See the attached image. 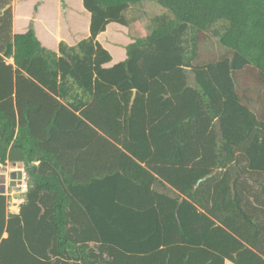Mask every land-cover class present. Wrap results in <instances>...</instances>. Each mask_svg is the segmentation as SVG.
<instances>
[{
  "label": "trees",
  "instance_id": "trees-1",
  "mask_svg": "<svg viewBox=\"0 0 264 264\" xmlns=\"http://www.w3.org/2000/svg\"><path fill=\"white\" fill-rule=\"evenodd\" d=\"M12 1L0 160L31 187L19 215L0 195V264H264V0H153L111 68L97 38L144 0H83L91 35L59 52L14 34Z\"/></svg>",
  "mask_w": 264,
  "mask_h": 264
},
{
  "label": "crops",
  "instance_id": "crops-1",
  "mask_svg": "<svg viewBox=\"0 0 264 264\" xmlns=\"http://www.w3.org/2000/svg\"><path fill=\"white\" fill-rule=\"evenodd\" d=\"M9 5V6H8ZM4 12L13 9L14 34L26 33L30 28L35 31L36 37L42 46L48 50L59 52L61 43L76 46L90 37L91 13L84 7L83 0H13ZM135 21L132 27L112 22L97 40L107 49L111 62L105 67L111 68L128 58L127 47L136 42L141 36L134 34L133 28L139 22V17L133 12ZM21 164L8 161L5 169L0 170V188L2 192L11 189L13 181L19 174L13 170L24 169ZM154 190L170 198H177L178 194L170 186L157 181ZM15 201V200H14ZM15 209V207H14ZM11 211L10 214L19 215ZM225 264H234L226 260Z\"/></svg>",
  "mask_w": 264,
  "mask_h": 264
},
{
  "label": "built area",
  "instance_id": "built-area-1",
  "mask_svg": "<svg viewBox=\"0 0 264 264\" xmlns=\"http://www.w3.org/2000/svg\"><path fill=\"white\" fill-rule=\"evenodd\" d=\"M4 169H5V164L0 160V170H4ZM13 171L14 173L19 174V177L13 181L10 190H6V192H2L0 188V195L5 196L9 199L11 211L14 210L20 214L22 206L26 203V198L30 191L31 175L29 171L25 168L19 170H13Z\"/></svg>",
  "mask_w": 264,
  "mask_h": 264
},
{
  "label": "rangeland",
  "instance_id": "rangeland-1",
  "mask_svg": "<svg viewBox=\"0 0 264 264\" xmlns=\"http://www.w3.org/2000/svg\"><path fill=\"white\" fill-rule=\"evenodd\" d=\"M134 13L139 17L137 27L133 28L134 34L141 36H149L153 32L152 16L163 12V9L155 3L153 0H144L133 5ZM222 170H218V173H222ZM217 173V174H218ZM231 175H234V171L231 170Z\"/></svg>",
  "mask_w": 264,
  "mask_h": 264
},
{
  "label": "water",
  "instance_id": "water-1",
  "mask_svg": "<svg viewBox=\"0 0 264 264\" xmlns=\"http://www.w3.org/2000/svg\"><path fill=\"white\" fill-rule=\"evenodd\" d=\"M8 6H9V5H8ZM188 71H189V70H188ZM136 94H137V92L135 91V92H134L133 99H132V104H133L134 101H135ZM217 173H218V170H215L214 173H212L211 175L206 176L203 180H206V179L212 178V177L215 176ZM239 173H240V167L238 166L237 163H234V177H233V179H232V181H231V183H232V187H234V184H235L236 180H237L238 177H239Z\"/></svg>",
  "mask_w": 264,
  "mask_h": 264
}]
</instances>
